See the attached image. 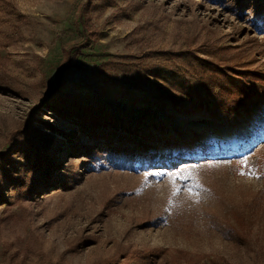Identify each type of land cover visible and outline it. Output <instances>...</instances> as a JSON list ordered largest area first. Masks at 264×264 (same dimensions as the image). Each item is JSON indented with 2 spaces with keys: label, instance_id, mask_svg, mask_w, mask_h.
<instances>
[{
  "label": "rangeland",
  "instance_id": "rangeland-1",
  "mask_svg": "<svg viewBox=\"0 0 264 264\" xmlns=\"http://www.w3.org/2000/svg\"><path fill=\"white\" fill-rule=\"evenodd\" d=\"M243 75L264 99V0H0V264H264Z\"/></svg>",
  "mask_w": 264,
  "mask_h": 264
},
{
  "label": "trees",
  "instance_id": "trees-1",
  "mask_svg": "<svg viewBox=\"0 0 264 264\" xmlns=\"http://www.w3.org/2000/svg\"><path fill=\"white\" fill-rule=\"evenodd\" d=\"M194 60L201 62L200 59L195 58ZM249 76V75H247ZM247 76L244 77L245 86H238L234 82L233 77H229L223 80H217L215 82V87L220 91V93H225V96H228L229 99H226L224 101V109L227 111V113L232 116L233 114H239V111L242 110L248 119L253 120L255 117L256 110H260L261 103L264 102V99L261 98L259 93V89L257 86L247 78ZM185 99L190 101L191 95L189 92H184ZM200 99V98H199ZM261 99H263L261 101ZM245 100L247 102H245ZM202 100H200V106H201ZM60 110V109H59ZM259 195V197H264V183L262 185V188L260 191L256 193ZM238 210V209H237ZM233 216L235 217V220L237 221L238 229L234 226L228 224V236L229 238H238L240 231H245L248 229V224H246L243 220L242 214H237V211H234Z\"/></svg>",
  "mask_w": 264,
  "mask_h": 264
},
{
  "label": "snow or ice",
  "instance_id": "snow-or-ice-1",
  "mask_svg": "<svg viewBox=\"0 0 264 264\" xmlns=\"http://www.w3.org/2000/svg\"><path fill=\"white\" fill-rule=\"evenodd\" d=\"M238 164L241 165L242 167H246V165H247V156H245L243 159L239 160ZM239 174L240 175H245V173L243 171L239 172ZM169 178H170V181L172 182V184L174 186H175V182L178 179H184V180L192 179L193 181H195V179H196L191 172H187V171L171 173ZM196 186L199 187L198 183L196 184ZM181 190L182 189H180V188H175V190L173 191L172 195L173 196L177 195ZM189 194L191 195V190H189Z\"/></svg>",
  "mask_w": 264,
  "mask_h": 264
}]
</instances>
